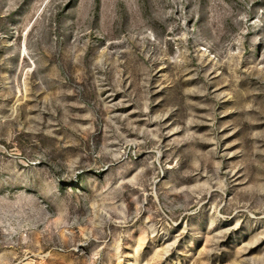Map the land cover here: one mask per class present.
Wrapping results in <instances>:
<instances>
[{"label": "rangeland", "instance_id": "1", "mask_svg": "<svg viewBox=\"0 0 264 264\" xmlns=\"http://www.w3.org/2000/svg\"><path fill=\"white\" fill-rule=\"evenodd\" d=\"M0 264H264V0H0Z\"/></svg>", "mask_w": 264, "mask_h": 264}]
</instances>
